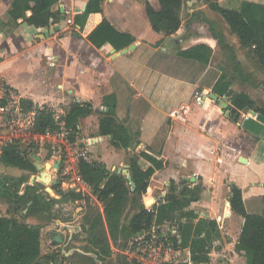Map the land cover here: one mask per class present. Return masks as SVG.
I'll return each instance as SVG.
<instances>
[{"label":"crops","instance_id":"1","mask_svg":"<svg viewBox=\"0 0 264 264\" xmlns=\"http://www.w3.org/2000/svg\"><path fill=\"white\" fill-rule=\"evenodd\" d=\"M11 1L0 0V80L15 89L23 102L35 109L48 108L54 117L62 118L73 103H90L93 112L79 120L78 135L89 143L90 160L104 164L111 172L113 167L125 165V152L113 148L108 137L100 136L98 126L99 112L105 110L102 99L114 94L118 119L133 134L139 132L140 141L159 153L163 162L149 180L142 203L150 202V208H156L169 190L178 195L184 187L197 188V200L185 210L215 222L219 228L224 223L238 227L233 242L211 253V264H245L244 256L235 250L243 218L230 206L229 215L222 216L232 184L240 187L248 213H264V115L245 110L240 126L232 122L221 103L209 98L221 74L217 67L221 63L213 61L209 66L177 54L196 42H206L215 52L217 42L202 34L205 27L189 21L197 12L209 21L222 20L206 0H185L180 28L167 37L152 30L145 13L146 3L158 10V0H103L101 17H88L82 29L75 18L84 13L88 0H59L53 7L59 9V18L50 21L48 28H36L22 19L15 26L3 24ZM208 1L235 11L246 4L264 10V0ZM30 14L27 11L25 16ZM68 18L73 24L63 28ZM100 18L118 33L130 36L133 48L118 54L129 46L117 51L108 42L100 47L92 43L88 35ZM223 26L227 28L225 23ZM223 33L227 38L229 32ZM48 55L53 56L55 66L48 65ZM229 89L242 92L233 85ZM218 99L229 108L228 96ZM239 157L246 162H239ZM134 159L143 169L150 166L137 155ZM170 225L172 228L177 223Z\"/></svg>","mask_w":264,"mask_h":264},{"label":"trees","instance_id":"2","mask_svg":"<svg viewBox=\"0 0 264 264\" xmlns=\"http://www.w3.org/2000/svg\"><path fill=\"white\" fill-rule=\"evenodd\" d=\"M58 2L59 0H12L2 23L15 26L17 21L22 19L36 28H48L50 21L54 23L59 18V9L53 10ZM102 2L103 0H88L84 13L75 18V23L80 29L83 28V23L88 17H101ZM184 2L185 0H158V10L146 3L145 13L152 30L164 37L174 34L181 25L180 15ZM206 2L209 8L222 18L229 32L237 36L240 47L247 49V55L252 57L264 73V10L258 6L246 4L241 10L235 11L221 8L208 0ZM27 11L31 12L28 17L25 16ZM189 21L195 26H204L202 34L213 38L220 44L229 53L230 61L238 65L234 50L227 44L225 34L216 27V23L212 26L211 21L206 20L202 12L193 13ZM88 38L99 47L108 42L117 51L133 42L130 36L118 33L105 19L101 18ZM177 54L209 66L214 65L213 50L206 42H196L184 50H179ZM217 67L221 74L213 85L212 92L219 97L228 96L230 98L229 119L240 126L245 119V110H253L264 115V107L257 106V103L247 93L229 92L230 81L220 65ZM25 104L32 107L29 103ZM102 104L105 110L99 112L98 134L108 137L113 148L125 152L135 189L131 191L126 177L115 171L111 172L104 164L96 161H79L77 168L80 179L88 186L97 201L103 204V212H96L87 220L86 216L81 219V228L86 234L87 244L92 248L97 259L103 261L112 254L111 247L120 240H124V245L121 244L120 247H126L129 239L136 245L135 235L146 233L153 226H161L164 232L166 231L167 238L173 242L175 249L178 247L186 249L195 262L206 263L209 259L207 254L195 256L191 249L192 232L195 227L193 220L196 216L193 211L185 210L191 202L197 200L198 189L184 187L178 195L174 193V190H169L156 208H145L142 195L146 192L153 173L163 166V162L159 158V153L154 152L140 141L139 132L133 134L126 124L118 119L114 94L103 97ZM92 112L93 107L88 102L73 103L63 115V119L66 126L76 130L79 120ZM54 127V113L45 107L37 108L34 133L44 135L51 132ZM30 151L31 148L23 149L18 143H8L2 148L0 163L6 167H15L34 173L36 167L31 160ZM135 155L145 159L150 166L146 169L141 168L134 159ZM6 179V176H0V199L3 193L6 194L8 203L15 205L14 213L18 209L21 210L22 204L30 203L26 217H41L48 214V218H52L51 210L55 204L70 203L80 197L79 194L69 192L60 194L57 200L45 191H38L34 185L29 184L25 185L24 193L20 194L14 189L17 183L7 185ZM23 181L24 178H19V182ZM89 198L87 196L88 201ZM229 203L231 210L243 218L235 250L244 256L245 264H264V213H248L243 203L242 191L235 184L230 186ZM88 207L90 206H87V210ZM13 212L7 210L8 215L0 214V264H42L41 257L46 260L44 264L52 260L56 262L57 258L54 253L42 255L40 252L41 226L17 220L10 216L14 214ZM183 218L186 219L185 222H181ZM173 221L177 223L178 237L169 232L170 223ZM206 221L210 228H216L215 222Z\"/></svg>","mask_w":264,"mask_h":264},{"label":"rangeland","instance_id":"3","mask_svg":"<svg viewBox=\"0 0 264 264\" xmlns=\"http://www.w3.org/2000/svg\"><path fill=\"white\" fill-rule=\"evenodd\" d=\"M211 25L214 26L216 23V27L220 30H226L228 33L229 30L223 26V21L220 18H216V20H212ZM183 29L185 30V24L183 25ZM227 44L234 50V56L238 61V65L236 66L233 62L230 61V55L227 53L225 49H223L220 44L217 43L215 52H214V61L216 64L221 63V67L223 72L225 73L227 79L230 81V86H234L236 88H241L242 92L247 93L254 101L257 103V106L264 107V73L259 69L251 56L247 55V49L241 48L238 42V38L236 35L231 34L230 32L226 38ZM229 86V87H230ZM230 93H235L233 89H229ZM45 139L44 143L41 145L40 142L35 141L33 138H24L20 140L19 145L23 148H31L30 157L33 164L36 167V163L39 165H44L46 162H52V150H51V140L47 141ZM34 156H38L41 161L37 162ZM126 157V155H125ZM127 165V157L125 158V163ZM47 167V165H46ZM44 167L39 174L37 168L36 172H28L19 170L15 167H6L0 163V176H6L7 179L5 183L7 185L12 183H17L14 185V189L18 190L20 194L24 193V188L26 184L34 185L38 191L47 190L48 186L41 185L38 183L36 179L45 185L47 184L45 181L50 178V174H47V169ZM44 175V176H43ZM43 176V177H42ZM19 178H24L23 182H19ZM48 181V180H47ZM72 183H75L76 186L83 187L84 184L78 178L75 177L74 174L69 177V180ZM90 191V189L88 188ZM58 192V191H57ZM72 193L73 191H68V193ZM66 194V193H60ZM146 208H150L149 203H143ZM30 204H22L20 207L21 210H17L16 213L13 212V207L15 205H11L8 203V199L6 194L3 193L0 199V214L8 215L7 210L13 212L14 214H10V216L15 217L17 220L29 222V224L35 223L41 226V254L44 255L46 252L47 240L50 233L57 229L55 222L60 221L61 223H67L70 225H75L79 220L77 216H74V208L71 204H66L60 206V208L53 207L51 210V217L48 218V214H44V216H30L26 217L27 209ZM88 210L82 214V218L84 219L86 216V220L92 214L96 212H103V204L98 202L95 197L91 198L89 203ZM74 211V212H73ZM73 212V213H72ZM230 210L229 206L225 209L226 217L229 215ZM198 217L197 221H194L195 224L194 231L192 232V245L191 249L194 251V255L202 256L204 254L208 255V261L206 263H197L192 259L191 254H188L186 249L179 248L176 250V258L175 260L178 264H211V253H215L214 251H221L223 248H226V244L233 242L238 233L237 225L229 226L227 223L221 224V228L216 227L212 229L208 226L205 217ZM164 228L161 226H153L151 233L155 230L158 236L163 234ZM177 225L172 226L170 234L177 235ZM166 232V231H165ZM166 234V233H165ZM86 234L84 232L81 235L73 237V240L66 247V253L68 254L64 261L60 264H149L148 260V247L146 246V242H139L138 245L133 244L134 241L130 239L127 241L126 247H120L121 244L124 243V240H120L115 246L111 247L112 254L105 258L103 261L97 259L96 255L93 253V250L86 242ZM172 242V241H171ZM124 245V244H123ZM173 245V242H172ZM76 249V250H75ZM233 249V247H232ZM227 252V251H226ZM42 264L46 263L44 257L40 258ZM58 264V263H56ZM156 264H168L156 262Z\"/></svg>","mask_w":264,"mask_h":264},{"label":"built area","instance_id":"4","mask_svg":"<svg viewBox=\"0 0 264 264\" xmlns=\"http://www.w3.org/2000/svg\"><path fill=\"white\" fill-rule=\"evenodd\" d=\"M72 24L73 21L68 18L63 28ZM46 60L49 66H55V60L52 55L46 56ZM200 99L201 95L196 98L197 101H200ZM36 119L37 109L28 107L15 89L0 80V154L6 144L11 142L19 144L20 140L24 138H33L35 141L40 142L41 145L45 139H48L47 141L52 139L53 142L50 144L53 158L52 166L57 162V167L52 169L50 183L48 185H45L37 179L36 181L44 186H48L50 191L44 190L45 193L57 200L60 198L59 192L68 193V191L72 190L74 193L80 195L79 198L70 202L75 210V212L73 211V215L77 216L79 221L75 225L56 221L55 223L58 229L54 230L52 236L48 237L47 240L46 254L54 253L57 258L56 262L62 263L68 255L65 252L66 247L73 240V237L83 233L81 228L82 214L87 209L91 198L94 197L88 190L87 185L80 187L68 181L72 174L81 181L77 166L81 160L91 161L90 146L87 141L80 139L78 126L76 130L66 126L63 117H54V129L44 135L34 133ZM87 196L90 197L89 201L87 200ZM62 205L65 204H55V207L60 208ZM223 215L222 218H225V213ZM220 220L221 218L216 219L217 222H220ZM151 230L143 234L135 235L136 245L139 242H146L149 264H156L157 261L178 264L175 260V252L179 247L174 248V245H172L171 240L167 238L164 231L161 236H158L156 234L158 232L157 230L152 233ZM56 237L61 239V243L58 244L55 241L54 238ZM60 246H63V248L60 249ZM56 262L52 260L48 264H55Z\"/></svg>","mask_w":264,"mask_h":264},{"label":"water","instance_id":"5","mask_svg":"<svg viewBox=\"0 0 264 264\" xmlns=\"http://www.w3.org/2000/svg\"><path fill=\"white\" fill-rule=\"evenodd\" d=\"M85 9V8H84ZM50 30H52V28H50ZM133 48V45L129 46V48L127 49H123L121 50L118 54H124L126 53L128 50H131ZM209 98H211L213 101H217L219 103H221V106L222 108L225 109V116L226 117H229V114H230V110L227 109V104H225V102H223V100H220L218 99V96H216L214 93H211L209 94ZM35 160H37V162L41 161V159L38 157V156H34ZM239 162L241 163H245L246 162V159L243 158V157H239ZM47 165V162L44 163V165H39V163H36V168L38 170L39 173H41L42 169ZM57 167V162L52 166V169H55ZM112 171L116 172L117 174H122L126 177L128 183L130 184L131 186V191H133L135 189V185L132 181V178H131V175H130V172H129V167L128 165H122V166H119V167H113L112 168ZM30 204V203H28ZM228 206H230V203L228 202L227 203ZM56 242H60L61 239L59 237H56L54 238Z\"/></svg>","mask_w":264,"mask_h":264},{"label":"bare ground","instance_id":"6","mask_svg":"<svg viewBox=\"0 0 264 264\" xmlns=\"http://www.w3.org/2000/svg\"><path fill=\"white\" fill-rule=\"evenodd\" d=\"M46 167V166H45ZM47 171L46 172L47 174H50L51 175V172H52V162H47V167H46ZM44 176V175H43ZM42 176V177H43Z\"/></svg>","mask_w":264,"mask_h":264}]
</instances>
